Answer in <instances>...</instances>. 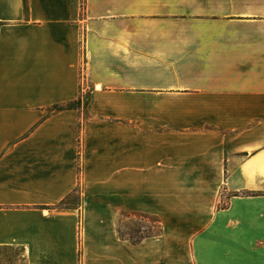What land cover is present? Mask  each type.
Returning a JSON list of instances; mask_svg holds the SVG:
<instances>
[{"label": "crops", "instance_id": "crops-1", "mask_svg": "<svg viewBox=\"0 0 264 264\" xmlns=\"http://www.w3.org/2000/svg\"><path fill=\"white\" fill-rule=\"evenodd\" d=\"M0 246L264 264V0H0Z\"/></svg>", "mask_w": 264, "mask_h": 264}, {"label": "rangeland", "instance_id": "rangeland-1", "mask_svg": "<svg viewBox=\"0 0 264 264\" xmlns=\"http://www.w3.org/2000/svg\"><path fill=\"white\" fill-rule=\"evenodd\" d=\"M78 200V197L75 196L68 203L78 202ZM161 232H163V227L158 223V220L147 215L132 216L131 220H126L123 228L121 229V235L123 237L133 240L157 235ZM8 256L9 263L15 264V258H13L14 254L10 253Z\"/></svg>", "mask_w": 264, "mask_h": 264}, {"label": "trees", "instance_id": "trees-1", "mask_svg": "<svg viewBox=\"0 0 264 264\" xmlns=\"http://www.w3.org/2000/svg\"><path fill=\"white\" fill-rule=\"evenodd\" d=\"M25 2V6L27 8L28 6V0H24ZM81 103L82 101L79 100L77 102L71 103V104H67V105H63V106H55L51 109L52 112H61L64 110H72V109H76V108H80L81 107ZM68 202H64L62 205H66ZM158 235V234H157ZM155 236V235H153ZM147 237H151V236H147ZM147 237H142L140 239L137 240H133L131 239L133 244H137L139 243L142 239H145ZM12 253L14 254V261L15 264H29L28 263V259L26 256V251L23 247H12V246H0V264H10L9 263V254Z\"/></svg>", "mask_w": 264, "mask_h": 264}]
</instances>
